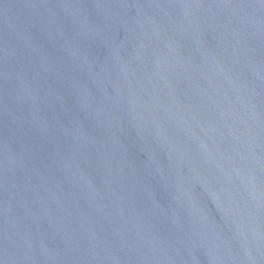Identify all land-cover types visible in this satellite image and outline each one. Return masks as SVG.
Wrapping results in <instances>:
<instances>
[{"label":"water","instance_id":"95a60500","mask_svg":"<svg viewBox=\"0 0 264 264\" xmlns=\"http://www.w3.org/2000/svg\"><path fill=\"white\" fill-rule=\"evenodd\" d=\"M0 264H264V0H0Z\"/></svg>","mask_w":264,"mask_h":264}]
</instances>
